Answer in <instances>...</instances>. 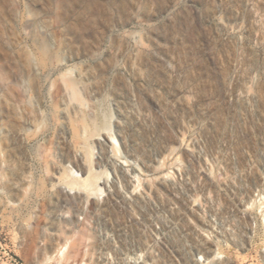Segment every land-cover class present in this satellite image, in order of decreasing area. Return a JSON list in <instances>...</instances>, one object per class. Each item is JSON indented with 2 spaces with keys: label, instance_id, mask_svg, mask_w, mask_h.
I'll list each match as a JSON object with an SVG mask.
<instances>
[{
  "label": "rangeland",
  "instance_id": "obj_1",
  "mask_svg": "<svg viewBox=\"0 0 264 264\" xmlns=\"http://www.w3.org/2000/svg\"><path fill=\"white\" fill-rule=\"evenodd\" d=\"M0 264H264V0H0Z\"/></svg>",
  "mask_w": 264,
  "mask_h": 264
},
{
  "label": "bare ground",
  "instance_id": "obj_2",
  "mask_svg": "<svg viewBox=\"0 0 264 264\" xmlns=\"http://www.w3.org/2000/svg\"><path fill=\"white\" fill-rule=\"evenodd\" d=\"M110 144L115 145L113 137H108ZM105 173L103 169L99 167H93L91 163H82L77 171H70V177L77 178L76 180H69L70 187L68 189L61 190L62 193L78 192L86 196L95 198L94 195H100L103 189L97 185V180L100 178V174ZM65 195V194H64ZM67 197V196H66Z\"/></svg>",
  "mask_w": 264,
  "mask_h": 264
}]
</instances>
